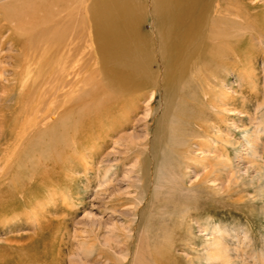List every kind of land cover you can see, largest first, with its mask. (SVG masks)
<instances>
[{"label": "rangeland", "instance_id": "374dc122", "mask_svg": "<svg viewBox=\"0 0 264 264\" xmlns=\"http://www.w3.org/2000/svg\"><path fill=\"white\" fill-rule=\"evenodd\" d=\"M247 1L264 10V0ZM258 34L245 47L246 60L205 72L208 83L181 87L169 106L161 92L145 96L128 120L113 129L102 124V136L97 131L62 166L40 159L51 183L37 193L20 187L41 184L40 171L20 169L12 181L10 162L0 158V194L19 201L0 220V251L19 243L36 249L46 239L40 248L54 264H264V32ZM19 52L12 42L4 47L0 82L16 76ZM185 102L197 113L180 138L172 127ZM163 111L166 141L154 150ZM171 144L185 145L186 154L172 153Z\"/></svg>", "mask_w": 264, "mask_h": 264}, {"label": "bare ground", "instance_id": "6f19581e", "mask_svg": "<svg viewBox=\"0 0 264 264\" xmlns=\"http://www.w3.org/2000/svg\"><path fill=\"white\" fill-rule=\"evenodd\" d=\"M262 8L247 0H0V62L8 42L20 51L16 76L0 82V158L10 162L12 181L24 169L40 171L41 184L20 187L35 193L51 177L40 159L56 169L97 131L102 136V124L128 120L145 96L161 92L169 106L181 87L204 83L205 72L247 58L251 37L264 32ZM184 106L172 127L180 138L197 113ZM167 117L157 119L154 150L166 141ZM170 150L187 152L180 144ZM5 175L1 169L2 181ZM15 198L0 194V220ZM48 245L6 246L0 264H52L42 251Z\"/></svg>", "mask_w": 264, "mask_h": 264}]
</instances>
